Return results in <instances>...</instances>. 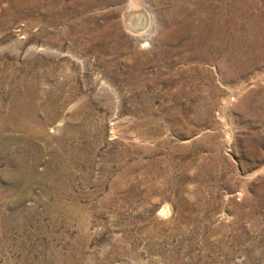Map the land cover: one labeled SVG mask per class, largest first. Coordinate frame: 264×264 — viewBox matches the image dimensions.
Masks as SVG:
<instances>
[{"label":"rangeland","instance_id":"1","mask_svg":"<svg viewBox=\"0 0 264 264\" xmlns=\"http://www.w3.org/2000/svg\"><path fill=\"white\" fill-rule=\"evenodd\" d=\"M15 112L0 264H264V0H0Z\"/></svg>","mask_w":264,"mask_h":264},{"label":"bare ground","instance_id":"2","mask_svg":"<svg viewBox=\"0 0 264 264\" xmlns=\"http://www.w3.org/2000/svg\"><path fill=\"white\" fill-rule=\"evenodd\" d=\"M195 3L196 2L194 1L193 4H195ZM135 5H136V3H135ZM198 6H199L198 7L199 11H201L202 10V6H200L199 4H198ZM125 17H126V20H128V22H127L128 25L126 27H128L129 29H131L134 32L143 31L145 29V27L148 25V22H149V15L147 14L146 11H144L143 9L134 8L132 6L127 11V14H126ZM30 105H31L30 106L31 110H30L29 114H31V116H32L35 113V110H34V108H32L33 105L32 104H30ZM14 115L15 116H11V115H6L5 116L4 115L2 118H0V151L1 150H5L9 146V144L14 140L12 138V136H11V133H10V130L12 129V126H13L12 123H14L17 127H19V126H21L23 124L27 125V127L29 126L28 123L30 122V120H29L28 117H24L21 114H17L16 112L14 113ZM39 129H41V127ZM25 135H27V134H25ZM26 137L28 138V135ZM1 152H3V151H1ZM14 158H15V156L11 155V153L8 154L7 157L6 156L5 157L2 156L3 160H7V161H10V162H12V160ZM65 169L66 168L62 167L61 170L58 172L59 174L57 176L62 178V175H63ZM29 172L31 173L32 171H29ZM29 172H27V174H29ZM18 173L20 174V176H22V172H18ZM17 174L15 176H18ZM9 175L12 176L13 173L11 172ZM29 177L32 178V177H35V176L29 175ZM58 202L62 203L63 201H61V199L59 198Z\"/></svg>","mask_w":264,"mask_h":264}]
</instances>
